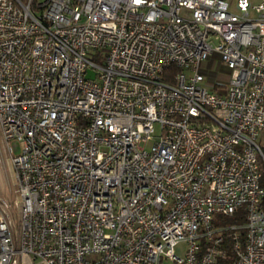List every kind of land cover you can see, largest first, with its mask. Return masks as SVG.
<instances>
[{"label": "built area", "instance_id": "built-area-1", "mask_svg": "<svg viewBox=\"0 0 264 264\" xmlns=\"http://www.w3.org/2000/svg\"><path fill=\"white\" fill-rule=\"evenodd\" d=\"M0 135V264H264V0H0Z\"/></svg>", "mask_w": 264, "mask_h": 264}, {"label": "rangeland", "instance_id": "rangeland-1", "mask_svg": "<svg viewBox=\"0 0 264 264\" xmlns=\"http://www.w3.org/2000/svg\"><path fill=\"white\" fill-rule=\"evenodd\" d=\"M230 4L232 10H234L236 0H227ZM252 4H257L259 0H249ZM203 68H209L212 73H216V80L219 81H228L229 79V70L224 67L220 61L218 54H213L209 59L202 62ZM213 80V78H212ZM151 141L146 144V149H149ZM14 153L19 151V147L16 143L12 144ZM11 186H12V173L11 167L9 164L8 154L3 146L1 135H0V197H5L8 201L11 197ZM10 214L13 219L16 220L17 213L16 208L13 204L10 207ZM222 224H226L225 221H222ZM177 251H180V247L177 248ZM88 258H94L88 257ZM38 262L37 260L34 263ZM171 264V263H165Z\"/></svg>", "mask_w": 264, "mask_h": 264}, {"label": "trees", "instance_id": "trees-1", "mask_svg": "<svg viewBox=\"0 0 264 264\" xmlns=\"http://www.w3.org/2000/svg\"><path fill=\"white\" fill-rule=\"evenodd\" d=\"M223 220L225 221V223L230 224V223H238V222H242V217L241 216H234V217H225L223 218Z\"/></svg>", "mask_w": 264, "mask_h": 264}]
</instances>
